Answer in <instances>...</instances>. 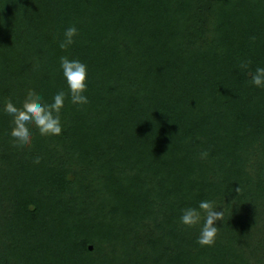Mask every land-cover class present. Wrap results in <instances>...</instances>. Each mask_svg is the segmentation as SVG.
Returning a JSON list of instances; mask_svg holds the SVG:
<instances>
[{
	"label": "trees",
	"instance_id": "1",
	"mask_svg": "<svg viewBox=\"0 0 264 264\" xmlns=\"http://www.w3.org/2000/svg\"><path fill=\"white\" fill-rule=\"evenodd\" d=\"M61 56L89 104L15 146L4 103L66 90ZM257 66L264 0H0V264H264ZM202 199L224 214L210 247L179 222Z\"/></svg>",
	"mask_w": 264,
	"mask_h": 264
},
{
	"label": "clouds",
	"instance_id": "2",
	"mask_svg": "<svg viewBox=\"0 0 264 264\" xmlns=\"http://www.w3.org/2000/svg\"><path fill=\"white\" fill-rule=\"evenodd\" d=\"M79 35L78 28L73 24L63 32L59 40V47L67 50L75 43ZM59 68L67 85L66 90L57 91L51 102L45 101L35 90H29L22 106L17 107L11 100L4 103L2 111L11 117L12 127L10 137L15 146L30 148L33 144L32 129H38L41 136H59L63 131L61 113L65 109L66 101L73 106L83 107L89 104L88 79L89 70L86 63L79 59H70L68 56L59 58ZM241 69H248V62H242ZM250 84L258 89H264V66H257L249 71ZM207 156V153H201ZM39 163L37 157L34 161ZM218 205L210 199H202L197 206L185 207L181 210L179 222L186 228L199 226L196 242L201 247H210L214 244L218 227L216 222L224 215L217 211Z\"/></svg>",
	"mask_w": 264,
	"mask_h": 264
},
{
	"label": "water",
	"instance_id": "3",
	"mask_svg": "<svg viewBox=\"0 0 264 264\" xmlns=\"http://www.w3.org/2000/svg\"><path fill=\"white\" fill-rule=\"evenodd\" d=\"M90 249H92V247H90Z\"/></svg>",
	"mask_w": 264,
	"mask_h": 264
}]
</instances>
